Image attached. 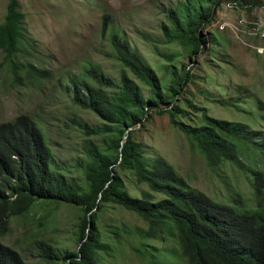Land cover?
<instances>
[{"label":"rangeland","instance_id":"rangeland-1","mask_svg":"<svg viewBox=\"0 0 264 264\" xmlns=\"http://www.w3.org/2000/svg\"><path fill=\"white\" fill-rule=\"evenodd\" d=\"M178 1L16 0L23 14V38L11 57L16 66L12 67L0 51V122L19 113L32 116L50 150L52 168L84 185V136L75 122L93 127L101 121L92 112L72 105L65 86L70 76L80 75L90 64H97L106 76L118 81L122 68L111 57L107 35H99L101 15L106 13L113 28L128 39L166 85L169 73L161 68L166 61L153 52L152 45L175 53L167 65L174 66L177 74L186 73L170 97L172 104L179 103L185 109L181 120L195 123L204 111L215 118L242 121L264 136V121L259 116L264 109L256 103L259 99L264 108V0H205L213 14L200 29L203 42L196 53L191 44L162 42L160 25L168 24L166 12ZM6 3L0 0V22ZM28 63L46 69L48 77L26 75ZM124 71L146 96L147 87ZM13 72L18 73L17 80ZM163 106L158 103L145 111L132 128L134 140L145 145L150 155H161L191 187L210 198L228 204L241 200L242 205L253 206L245 170H264L262 153L249 142L237 141V164L226 161L210 167L193 141L171 123ZM90 138L102 147L101 135ZM118 172L130 195L138 197L139 191L146 189L128 170ZM82 216L78 206L36 199L28 211L10 218V229L2 242L19 250L28 264H46L38 258L34 240L55 243L62 253L65 249L76 251ZM97 226L110 250L99 252L96 264H151L154 260L182 264L170 254L168 238H138L135 231L144 221L118 204H104Z\"/></svg>","mask_w":264,"mask_h":264},{"label":"trees","instance_id":"trees-1","mask_svg":"<svg viewBox=\"0 0 264 264\" xmlns=\"http://www.w3.org/2000/svg\"><path fill=\"white\" fill-rule=\"evenodd\" d=\"M204 1L180 0L167 10L169 22L160 25L162 42L191 44L193 52H198L203 42L200 29L213 14ZM22 18L16 0H7L0 22V51L12 67L16 63L11 57L23 38ZM99 35H107L111 57L122 68L118 81L106 76L97 64H90L80 75L70 76L65 86L72 105L92 112L101 121L93 127L75 122L84 136L83 186L52 168L50 150L32 116L19 113L0 122V264H28L2 237L10 229V218L28 211L36 199L64 202L83 212L76 251L65 249L62 253L55 243L34 240L36 254L46 264L58 260L96 264L99 252L110 250L97 226L98 212L106 203L118 204L141 217L144 226L135 231L141 240L168 238L170 254L182 264H264V170H245L253 206L242 205L241 200L239 204L216 201L191 187L161 155L147 153L146 146L134 140L132 128L146 110L161 103L171 123L193 141L213 168L226 161L237 164V141L249 142L264 159V136L242 121L215 118L204 111L195 123L184 122L180 118L185 109L170 100L186 74H177L174 66L167 65L175 53L152 45L153 52L166 61L161 67L169 73L166 85L128 39L113 28L106 13L101 15ZM124 70L147 87L146 96ZM24 71L32 78L48 77L46 69L33 64L28 63ZM12 77L17 80L18 73L13 72ZM256 103L264 109L259 99ZM259 116L264 121V114ZM91 135L104 138L102 147ZM119 170L131 172L146 189L140 190L138 197L130 195ZM151 264L167 263L154 260Z\"/></svg>","mask_w":264,"mask_h":264}]
</instances>
